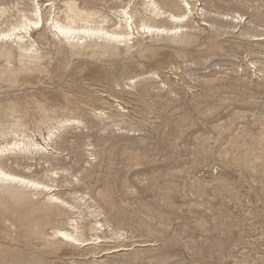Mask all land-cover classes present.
Masks as SVG:
<instances>
[{
  "label": "rangeland",
  "instance_id": "rangeland-1",
  "mask_svg": "<svg viewBox=\"0 0 264 264\" xmlns=\"http://www.w3.org/2000/svg\"><path fill=\"white\" fill-rule=\"evenodd\" d=\"M147 1L0 0V264H264V0Z\"/></svg>",
  "mask_w": 264,
  "mask_h": 264
},
{
  "label": "bare ground",
  "instance_id": "bare-ground-1",
  "mask_svg": "<svg viewBox=\"0 0 264 264\" xmlns=\"http://www.w3.org/2000/svg\"><path fill=\"white\" fill-rule=\"evenodd\" d=\"M33 2V1H32ZM40 2V1H39ZM149 4H148V6L149 7H152V11H153V13H155V14H161L162 15V13L161 12H159V10L160 9H157L155 6H154V4L155 3H153L152 1H150V0H148L147 1ZM63 4V3H62ZM34 6V5H33ZM55 6V5H54ZM75 6H76V4H75ZM188 6V5H187ZM36 6H34V8H35ZM53 7V6H52ZM77 7V6H76ZM76 7H74V5H67V8L66 9H68V12L69 13H71V15L72 16H70V18H69V16H67V17H65V15H64V17L65 18H69V21L72 23H75L74 22V19H75V17H76V15H75V12H76ZM83 7V6H82ZM87 7V6H86ZM37 8V7H36ZM33 9V12L31 13V15H32V17H33V20H31V19H29V20H26V16H25V20L26 21H22V20H24V19H22L21 21H22V23L20 24V25H18L17 27L15 26V27H12L11 29L8 27V29H10V30H6L7 32H3L2 31V28H1V31L2 32H0V41H4V40H6V39H10L11 37L13 38H16L19 42H22V40H23V38H24V36H20L21 35V32L23 31L24 32V34H27V31L29 30V28H30V25H33L34 26V28L35 29H37V28H42V27H44L45 25H44V21H46V19H43L44 17H42V14L40 13V11L38 10V9ZM51 9V8H50ZM60 9V8H59ZM58 9V10H59ZM31 10V9H30ZM52 10V9H51ZM185 10V9H184ZM49 11V10H48ZM53 11V10H52ZM161 11V10H160ZM188 11V10H187ZM186 11V12H187ZM5 12V11H4ZM27 12V11H26ZM30 12V11H29ZM60 12H61V10H60ZM68 13V14H69ZM2 14V13H1ZM28 14V13H27ZM53 14V13H52ZM56 14V13H55ZM123 14H124V11H123ZM164 14H166V13H164ZM23 15V14H22ZM25 15V14H24ZM58 15V14H57ZM90 15V14H89ZM166 15H168V14H166ZM49 16V15H48ZM47 16V17H48ZM53 16V15H52ZM55 16V15H54ZM125 16V15H124ZM186 16V15H185ZM1 17V16H0ZM28 17V16H27ZM31 17V16H30ZM50 17V16H49ZM56 17H58V16H56ZM56 17L54 18H50V26H51V30L52 29H54L55 30V32H57L60 36H62V37H64L65 39H77V40H82V39H84L85 40V38H88V37H94V36H96V37H98V38H105V39H107V40H112V41H114V42H123V41H125L126 39H127V36H129V31H130V25H129V23H127V22H124L125 24V29L126 30H124V31H126L125 32V34H122V33H118V32H120V31H117V32H113V33H108V32H105V31H103V30H101V28H100V30H97V28H96V30H94V29H91V28H79V29H77L76 27L78 26H75V27H73V26H71V24L69 23V24H67V23H65L64 21H63V23H65V24H62V23H60L59 21H58V18L56 19ZM71 17H73V18H71ZM168 17L171 19V20H173V22L174 21H178L179 22V20L181 19H183L182 17H184V16H181V17H176V16H174V15H171V14H169L168 15ZM84 18H86L87 19V17H84ZM19 19H21V18H19ZM125 19V18H124ZM130 19V18H129ZM65 20V19H64ZM17 21V20H16ZM62 21V20H61ZM68 21V20H67ZM66 21V22H67ZM79 21V20H78ZM77 21V22H78ZM84 21H85V19H84ZM76 22V23H77ZM130 22V21H129ZM16 22H14L13 24H15ZM80 23V22H79ZM11 24V23H10ZM9 24V25H10ZM18 24H19V22H18ZM48 24V23H47ZM67 24V25H66ZM78 24V23H77ZM1 25V24H0ZM73 25V24H72ZM84 25V24H83ZM86 25V24H85ZM48 26V25H47ZM49 28V27H48ZM160 28V27H159ZM6 29V28H5ZM50 29V28H49ZM143 29V31L145 30L146 32H164L166 29H156V28H150L149 26L147 27H144V28H142ZM50 30V31H51ZM115 30V29H114ZM123 30V29H122ZM129 30V31H128ZM171 30V33H172V29H170ZM174 30H176L177 31V29H175L174 28ZM180 30V29H179ZM17 31V32H16ZM19 31H21V32H19ZM107 31V30H106ZM128 31V32H127ZM19 32V33H18ZM52 32V31H51ZM123 32V31H122ZM53 33V32H52ZM53 34H55V33H53ZM131 35V34H130ZM54 36V35H53ZM8 41V40H7ZM45 41V40H44ZM24 43H25V41H23ZM80 42V41H79ZM86 42V41H85ZM21 44V43H20ZM30 44H32V43H30ZM80 44H81V42H80ZM82 45V44H81ZM13 46V45H12ZM24 46V45H23ZM22 46V47H23ZM32 46V45H31ZM21 47V46H20ZM25 47V46H24ZM28 47L29 46H27V48L26 49H24V51H27L28 50ZM34 47V46H33ZM19 48V47H18ZM31 48V47H30ZM22 50V49H21ZM32 50V49H31ZM23 51V50H22ZM22 51L20 52V53H22ZM33 51V50H32ZM24 53V52H23ZM27 53V52H26ZM25 54V53H24ZM24 54H23V56H24ZM28 54H29V51H28ZM26 56V55H25ZM7 61V60H6ZM17 142H15L14 144H12V146H14V147H16V146H19V145H21V146H26V144L25 143H18V144H16ZM28 144V143H27ZM31 144V143H30ZM34 144V143H33ZM28 146V145H27ZM33 146H35V148H37V144L35 145H33ZM10 148V147H9ZM17 148V147H16ZM26 148V147H25ZM38 148H40V147H38ZM2 149V148H1ZM0 149V150H1ZM5 149V148H4ZM8 149V148H7ZM19 149H20V147H19ZM43 149V148H42ZM9 150V149H8ZM12 150V149H11ZM2 151V150H1ZM1 169V168H0ZM0 181H2V182H6V183H20L21 184V186L22 185H24V186H27V187H31V188H34V189H38L39 187H41V185L40 184H38L37 182L35 183L34 181H28V180H25V179H23L22 177L20 178V177H17V176H14V175H12V174H8V173H6V172H4V171H2V170H0ZM46 187V186H45ZM42 188V187H41ZM43 188H44V185H43ZM40 189V188H39ZM44 189H46V188H44ZM58 199V198H57ZM59 200V199H58ZM60 201V200H59ZM58 202V201H57ZM61 203H63V202H61ZM60 203V204H61ZM55 233H57V234H60L61 236H63L64 238H66V239H70L71 241H73V242H78L79 241V239L78 238H76V236L74 237H72L70 234H68V233H65V232H61V231H57V232H55ZM58 236V235H57ZM103 238V237H102ZM96 239V238H95ZM69 240V241H70ZM85 241H87V240H85ZM93 243H95V242H93ZM96 245V244H95ZM120 246V245H119ZM113 248V247H112ZM114 249V248H113ZM124 249H126V248H119V249H116V250H113V252H115V251H117V250H124ZM117 253V252H116Z\"/></svg>",
  "mask_w": 264,
  "mask_h": 264
}]
</instances>
